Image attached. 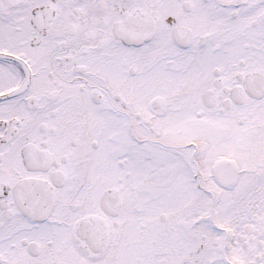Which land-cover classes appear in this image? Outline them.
<instances>
[{
  "label": "flooded vegetation",
  "instance_id": "flooded-vegetation-1",
  "mask_svg": "<svg viewBox=\"0 0 264 264\" xmlns=\"http://www.w3.org/2000/svg\"><path fill=\"white\" fill-rule=\"evenodd\" d=\"M0 264H264V0H0Z\"/></svg>",
  "mask_w": 264,
  "mask_h": 264
}]
</instances>
